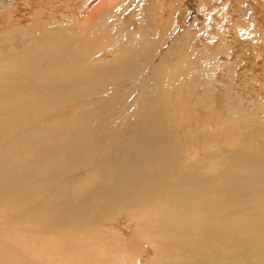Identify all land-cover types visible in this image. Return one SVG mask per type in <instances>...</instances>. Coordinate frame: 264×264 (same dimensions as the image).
Segmentation results:
<instances>
[{
  "label": "bare ground",
  "instance_id": "1",
  "mask_svg": "<svg viewBox=\"0 0 264 264\" xmlns=\"http://www.w3.org/2000/svg\"><path fill=\"white\" fill-rule=\"evenodd\" d=\"M11 1L0 0V264H264V103L224 58L235 45L217 41L234 29L173 35L172 0L145 12L132 0L125 20L114 0L83 18L75 1L56 16L58 1L40 0L9 25Z\"/></svg>",
  "mask_w": 264,
  "mask_h": 264
},
{
  "label": "rangeland",
  "instance_id": "2",
  "mask_svg": "<svg viewBox=\"0 0 264 264\" xmlns=\"http://www.w3.org/2000/svg\"><path fill=\"white\" fill-rule=\"evenodd\" d=\"M41 1L45 4L44 5L45 7H46V2L48 4L47 7L50 5L49 3L51 2V0H41ZM41 1L40 0H17V1L14 0L13 1L12 0L10 2L11 6L3 9L4 10V16H6V15L8 17L10 16L11 20H10L9 25L14 24L13 22H17V20H20L21 22H19V23H21L22 25H26L28 22V19L30 20L29 17H32L33 11H35L37 8L39 9L43 6ZM54 1H58L59 3L58 2L53 3ZM54 1L52 0L51 3H53V4H51V7L54 8V7H57V5L60 6V7H58L59 9L55 8L57 13L55 10H52L54 15L58 16L59 14H61L63 12V11L61 12V4H66L68 2L73 3L75 1L74 3L76 5L73 3L74 6H73V4H72V6L77 10L76 16H79L81 18H83L85 15H87L89 10H93L99 2V0H93V1H91L90 6H85V4H82V6H83L82 7L80 5L81 3H79V4L77 3L78 0H71L72 2L70 0H67V2H65L66 0L65 1L54 0ZM114 1L120 6V8H122L124 10L122 19H124V20L127 19L128 16L130 15L131 11L133 10L134 5H133L132 0H114ZM135 1L140 2V5H141V7L135 6V8L139 9L140 12H145L148 9H144V7H145L144 4H147L149 1L151 3L153 0L152 1L151 0H144V1L135 0ZM173 1H175L174 2L175 4L177 3L180 5L176 6L177 5L176 4L175 9L172 8V10H171V7H169V6L173 5L172 4ZM37 2H38V4H37ZM39 2L41 3V5ZM60 2H61V4H60ZM169 2H170V0H168V1L165 0L166 5H168ZM181 2H180V0H172L169 3L171 5H168L169 11L167 10L166 13L164 12V15H163V17L166 15L164 18L169 17L170 15L174 16V18L176 17V20L178 21L179 26H178L177 31L175 33H173V35L179 34L182 30L187 29L188 31H191V29H192V31H191L192 34H195L198 37V40L199 39L201 40V39H203V33L204 32H208L209 34H211V32L212 33L219 32V27L221 29V28H226V25L231 26L232 29H234V30H232V32L229 31L227 33L226 41L224 39L225 36L223 34H222V37H224V38L221 40L219 38L220 35H217L218 43L220 41L221 42L223 41L222 43L220 42L223 45L226 43L225 45L227 47L226 48L223 47V48L225 49V51H227L226 52L227 54L230 52V47H228V45L230 46V44L227 41H230L231 45L232 44L235 45V49L231 52V54L224 56V58L226 57L225 59L227 61L229 59L230 62H232L233 60H235V61L239 60V65L234 67L236 69L233 68V71H235L234 74H237L239 76L238 77L236 75L237 78L240 79L239 80L236 78V81L240 84H244L245 86H250V88H251L250 90H254V91L256 90V92L262 93V99H263L262 102L264 103V58H262V57H264V55H263L264 54V0H182ZM82 3H84V2H82ZM38 5H40V7ZM52 5H54V6H52ZM78 6H79V8H78ZM142 6H144V7H142ZM140 8H142L145 11H143ZM175 10H176V12H175ZM202 10H205L206 12L204 11L205 12L204 13ZM214 10L217 11L215 18H214V14H215L214 12H216V11H214ZM221 11H225L226 13H228L227 15L231 18V20H229V22L228 21H224L223 23L220 22L217 15ZM10 12H11V14H10ZM212 12H213V14H212ZM206 13H208V14H206ZM83 14H85V15H83ZM158 15H155V13H153V16L156 18V20H157ZM137 16H140V15H137ZM137 16H134V19ZM159 17H161V14L159 15ZM206 17L207 18L209 17L210 19L209 18L207 19ZM216 19H218V20H216ZM209 22L212 23V25ZM207 23H209V24H207ZM159 24H160V26L163 25L162 22H160ZM205 24H206V26H205ZM204 26L207 28H205ZM202 27H203V29H202ZM258 28H259V30H258ZM205 29L207 31H205ZM209 29L210 30L212 29V30L210 31ZM236 29L237 30L240 29V30L237 31ZM199 30H201V31H199ZM233 31L234 32L236 31V33H234ZM239 31L241 34L240 36L238 34ZM250 31L253 34L255 32L254 35L255 36L258 35V36L256 38L253 37L254 38L253 39V38H250L249 36H246V34L244 35V33H247L248 35L250 34V36L252 37V34L250 33ZM259 31H262V32H259ZM234 35H236V37ZM233 36L235 37L234 39H232ZM229 38H231V39H229ZM249 38L251 40H249ZM246 39L248 40V42ZM260 39H262V42L260 41ZM235 40H237V41H235ZM212 42H213V52H214L215 47H217V45H216L217 43H215L216 40H214V39H212ZM238 46H240V47H238ZM163 50L164 49H161V52ZM261 52H263V53H261ZM260 53H261V55H260ZM256 56H258V57L256 58ZM230 57H231V59H230ZM157 60H158V56L154 55V61L156 62ZM219 72L220 71L217 70V73H219ZM246 83L249 85H246ZM262 90H263V92H262ZM259 112L262 113L261 117H263L262 119L264 121V111H259ZM125 224L129 230H128V232L123 233V234L127 238H132L133 235L136 234L134 221L132 220V218H129V217L127 218V221H126L125 217H121L117 222L118 230L120 231V228H121V231L124 232L123 227ZM142 245H143V243H141V246ZM151 253H152V250L150 248H148V250L145 252L144 255L147 259L150 260L151 259ZM153 263L159 264L157 262H153Z\"/></svg>",
  "mask_w": 264,
  "mask_h": 264
}]
</instances>
